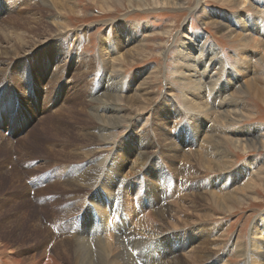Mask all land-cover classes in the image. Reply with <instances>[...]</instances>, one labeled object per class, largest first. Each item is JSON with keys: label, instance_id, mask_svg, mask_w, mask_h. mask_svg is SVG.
I'll list each match as a JSON object with an SVG mask.
<instances>
[{"label": "rangeland", "instance_id": "rangeland-1", "mask_svg": "<svg viewBox=\"0 0 264 264\" xmlns=\"http://www.w3.org/2000/svg\"><path fill=\"white\" fill-rule=\"evenodd\" d=\"M62 1V8L58 7L55 10L39 0H0V31L3 32L0 36V103L6 105L7 112L4 118L7 117L8 122L10 121L8 124L12 122V126L15 127L13 129L15 132L12 130L11 134L10 131H5V125L0 127V133L7 138L6 140L0 135V264L4 263L5 254L9 251L21 260L25 257L33 260L41 252L45 243L47 244L46 239L50 242L48 253L66 264L67 259L60 248L62 240L68 238L77 228H88L90 234L99 235L101 227L109 226L115 213H117L116 216L119 215L116 220L119 232L125 231V234H129V229L125 230V228L129 226L138 229L142 221L151 223L148 225L151 229L163 230L164 234L154 240L146 237L143 242H139L137 239L132 241L122 238L125 260L132 264H151L152 259L173 256L182 258L184 264H196L189 256L200 244H204L213 251V257L209 260L215 262L214 264L224 263L225 260L227 264H241V258L232 244L240 242L243 247H248L252 223L264 216V178L259 179L260 176L257 177V182H254L256 184L248 186L241 205L234 204L235 207L230 211L221 209L215 204L207 195L208 192L205 193L208 199L197 200L196 203V189L192 186L196 184V175L199 176V184L206 189L209 180H212L218 171L205 170L196 161L192 164L193 167L191 164L189 167L186 165V171L180 175L173 171L170 159H167L158 148H153L158 155H154L145 162L142 174L124 169V183L118 188L116 185L113 187L114 191L120 190L117 191L118 201L114 205L105 203L103 191L100 193L103 194L102 197H99L100 194L97 198L91 197L92 192L98 193L103 186V178L108 182L111 174L102 173V177L91 188L88 184L81 185L69 180L83 173L85 168L87 169L88 158H85L87 150L97 144L101 145L96 138L91 140L87 137V132L93 125L89 115V104L98 100L110 102L111 96L118 90V85L111 84L109 90L102 93H97L99 91L97 90V94L92 95L94 97L89 96V92L94 90L100 81L103 83L101 79L103 67L99 58L100 37L108 28L111 34L117 30L114 28L116 22L107 24L105 21L120 19L123 16L124 26L132 30L131 34L135 40L132 43L138 42L144 45L142 56L134 53L133 56L137 59L133 60V63L121 60L117 61L116 65L122 68L121 81L124 85H131V90L126 92L123 89V93H131L143 80L151 85V93H148L151 98L145 104L144 111L137 114L135 119L138 120L136 123L138 131L140 129L144 132L148 131L152 134L149 133L152 138L155 136L157 139V131L152 125L153 111L157 106H161L165 91H168L165 88L170 87L168 82L175 84L171 76L176 46L182 36L179 33L181 29L184 32L202 36L196 46L198 47L200 43L205 44L202 50L209 56L204 62L205 65L213 64L214 51L211 52L208 46H214L224 59L227 74L225 78L229 84V90L237 94L229 77L232 69H240L236 56L237 37L229 38L226 35L227 32L221 30L215 20L227 18L226 20L234 25V20H237L236 15L239 13L238 7L219 0H200L196 7H188L194 5V0H186L185 5L190 8L189 10L155 5L130 7L126 5L125 0L119 2L107 0L109 3H103L101 0ZM120 2L125 5L121 6ZM105 3L111 4V7ZM51 14L53 16L56 14L55 20L62 21L63 24L60 27L52 21ZM247 14L251 18V23L245 26L247 32L255 33L252 29L255 22L253 18H257V22L264 29L263 15H256L251 8H248ZM135 24L136 27L130 26ZM8 25L19 26V29L22 28L21 30H25L26 33L28 31L27 34L25 33V40H29L28 42L37 40L36 45L41 41L48 42L44 43V48H38L29 55L17 54L7 58L8 55L5 56L2 49L5 50L8 47L9 54H12L11 51L18 50L14 48L21 49L18 45L20 42L14 39L15 35L8 34L7 29L4 31V27ZM84 27L87 28L86 31H79ZM144 29L147 31H143ZM57 33L58 35H55ZM120 33H122L121 30ZM53 37H55L54 41L50 40ZM42 64L46 67L42 68ZM136 71L140 74H136ZM261 81L260 85L264 90V80ZM171 88L173 90L167 93L172 95L175 90V94L173 92L175 101L181 106L183 99L180 97V89L176 85ZM13 94H17L23 102L28 104V107L30 106L23 111L20 118L13 117L11 108ZM30 97H35L37 103L29 105ZM210 97H214V92ZM248 98H250L249 101L246 99L245 101L253 109V114L241 120L239 125L253 124V126L264 127V100L261 102L253 96ZM36 104L37 107H35ZM67 108L70 110L66 113ZM182 108L183 111L186 110V107L181 106ZM171 120V125L176 122L174 119ZM180 124L184 128L180 132L181 137L185 138L187 135L191 137L194 129L191 123H177L178 126ZM127 125L128 122H124L121 126L114 128L111 134V138L115 139L119 146L123 145L121 149L124 151L129 149V145L123 142L128 136ZM225 145L234 156L236 161L234 165H238L231 173L236 174L237 171H241L245 174L240 168L241 164L252 156L258 159L260 168L264 172V148L242 152L228 144ZM193 147L190 150L194 151ZM15 170L19 172V176L11 184L10 173ZM235 174L228 175L227 186L232 184ZM249 177L245 176L240 184L251 181ZM146 180L155 181L165 189L161 197L165 200L166 207L169 206L166 217L162 219L157 217L156 207L150 202ZM76 184L79 185L76 186ZM240 184L235 183L230 190L240 191ZM23 209L27 213L25 218L14 220L13 217L18 215L16 213ZM31 217L39 218L45 231L48 232L46 238L36 234L37 230L35 231L31 225ZM163 221L164 224L161 223ZM84 222L87 226L83 225ZM158 222L162 224V227ZM165 230L170 231L164 232ZM171 237L175 239L172 238L173 254L170 253L166 241ZM40 238L43 240L41 241ZM94 242L92 241L91 245L96 250ZM4 246L6 248H3ZM4 250L5 253L2 252ZM167 253L168 256H166Z\"/></svg>", "mask_w": 264, "mask_h": 264}, {"label": "bare ground", "instance_id": "bare-ground-1", "mask_svg": "<svg viewBox=\"0 0 264 264\" xmlns=\"http://www.w3.org/2000/svg\"><path fill=\"white\" fill-rule=\"evenodd\" d=\"M39 1L55 10L63 5L62 0ZM114 1L119 2L124 0ZM199 1L200 0H194V5L188 7H196V4H198ZM219 1H226L230 4H234L236 7H238L237 11L239 12L236 15L237 20H234V25H232V23L230 24L229 21H227V18V20L223 17L218 19L216 18L215 20V22L218 23V27L221 30H225L227 32L226 35L229 38H234V36L237 37L238 50L236 56L237 62H239L240 65V69H232L229 73L232 87H235L234 89L237 94L235 95V93H231L229 90L230 87L228 86L229 84L227 83V80L225 78L227 74L224 59H222L214 46H208L209 49H211V52L214 51V55H212L215 56V59L212 60L213 64L205 65L204 62L208 60L209 57L207 53L202 50L205 44L203 45V43H200L198 47L196 46V43H198L197 41L200 40L202 36H199V34H190L188 31L184 32L181 29L179 33L182 36L180 37L176 46L171 76V80H173L175 84H172V82H168L170 87L165 88V90L168 91H165V95L163 96L161 101V106H157V108L154 109L155 111H153L154 115L152 125H154L157 131V139L155 138V136L152 138V134L149 132L151 134L150 135L148 131L144 132L143 129H140L138 131L136 126L138 120H136L137 118L135 119L137 114L144 111L145 104L151 98L148 95V93H151V85L147 83L146 80H143L138 84L136 88L132 87L134 88V91H132L131 93H123L124 91H130L131 85H124V83L121 81L122 75L120 70L122 68L120 69V67L116 65V62L121 60L128 62L132 61L131 63H133V60L135 61L137 59L133 55L136 54L137 56H142L144 45L138 43L137 41L136 44L132 43L134 40L131 34L132 30L124 26L123 16L120 19H108L105 21V23L107 24L116 22L117 24L114 28H117V30H115L114 33L111 34L108 28V31L106 30L105 32H103L102 37H100L99 58L100 63L103 67L101 70V79H103V83H101L100 81V83L97 84L94 90L92 89V91L89 92L90 95H88L94 97L92 96L93 93L97 94L107 91L109 90L111 84L118 85V90H116V93L111 96L110 102H102V100H98L97 102L95 101L91 104L88 103V109L90 113L89 115H91L93 125L88 130L87 137H90L91 140H94L96 138L101 142V145L97 144L96 146L89 148L86 152V155L82 152L85 156H87L85 158H88L87 169L85 168V171L83 173L77 175L78 177H68L70 181L81 183V185L88 184L91 188L96 184L98 179L102 177V173L106 172V174H111V178L109 177L110 179L107 180L108 182H106V179L103 178V186L100 188L98 193L96 191L92 192V198H97L103 191L105 195L103 197L105 203L110 205L116 204L119 196L117 191L120 190L114 191L113 187L114 185H116L118 188L124 183V169L126 168L131 170L132 172H139L140 174H142L141 171L145 166V162H147L148 159L152 158L154 155H158L155 152L156 149L154 150L153 148H158V150H161L163 152L162 154L167 159H170V162L173 165L171 167L173 168V171L180 175L186 171V165H188L189 167V165L191 164L192 166V164L196 161L205 170L218 171V174L215 175L212 180H209V185L206 189L199 184V176L196 175V184L192 185L196 189V203L197 200L208 199L207 197L210 196V199H212L215 204H217L221 209H227L226 211H230L235 207L234 204L241 205L242 201H244V193L248 189V186L251 187L253 184H256L254 182H257L258 176H260L259 179L264 178V172L262 168H260L261 165H259L258 159L252 156L246 159L241 164L242 167L240 168L244 170L245 174H242L241 171H237L236 174L234 172L236 176H234L232 184L227 186L226 183L228 182L226 180H228V175L233 176L234 174L231 172L238 165H234L236 162L234 156L231 152L228 151L229 149L225 145L228 144L233 149L240 150L242 152H247L250 149L264 148V127H260L259 125L253 126V124H244L242 126L239 125L241 120L253 114V109L250 108V105L246 104L245 99L248 100L250 99L248 98V96H253L256 99L261 100V102H263L264 100V90L260 85V83L262 82L261 80H264V34L262 33L264 32V29H262V25L257 22V18H253L255 22H253L252 25V29L255 31V33L247 32V30L245 29L246 24L251 23V18L247 14L248 8L254 9V13L256 15L264 16V0ZM101 2L109 3L107 0H101ZM125 2L127 3V6L138 8H140V6L142 5H155L162 7L167 6L180 10L188 8L185 5L187 4L185 3L186 0H125ZM106 5L108 7H111V4ZM120 5L123 6L125 4L120 2ZM189 9L190 8H188V10ZM55 15L53 16L51 14L50 17L52 16V21L55 22L57 27H60V25L63 23L62 21L55 20ZM130 26L136 27L137 25L135 24ZM182 27L184 28V24L182 25ZM8 28L11 29L8 30ZM18 29L19 26L16 27L8 25V27H4V31H8V34L13 33V35H15L14 39L18 40L16 42H20L18 45L21 48H14L18 50L15 52L11 51L12 54H9L10 51L8 47L5 48V50L2 49V51H4L2 53L5 56L8 55L7 58L12 57L13 55L17 56V54L29 55L31 52L37 50L38 48H44V43L48 42L41 41L38 45H36L35 42L37 40L28 42L29 40H25V35L28 33V31L26 33L24 32L25 30H21L22 28L19 30ZM82 30L86 31L87 28L84 27L79 29V31ZM120 30L122 33H120ZM143 31L146 32L147 29H144ZM2 33L3 32L0 31V36ZM55 35H58V33ZM55 37L51 38L50 40L54 41ZM43 67L44 65L42 64V68ZM1 71L3 72V70ZM136 74L139 75L140 73L136 71ZM175 85L180 89V97H182L183 99V104H181V106L186 107L185 111H183V108L181 109L180 103L175 101V90L173 91L174 94L172 92V95L171 93H167L169 92V90H173V88L171 87H175ZM97 90L99 91L97 92ZM213 92L214 97L211 98L210 96ZM12 97L11 108L14 115L13 117L20 118L23 111L25 109H29L30 106L28 107V104L23 102L17 94H13ZM256 99L254 100L255 102ZM30 100L31 104L29 105H32V103L36 102L35 97H30ZM35 107H37V104ZM69 110L70 109L67 108L65 112L67 113V111L69 112ZM6 112V105L0 103V127L5 125V131H10L9 133L11 134L12 130L15 129V127L12 126V122L10 123V125L8 124L10 121L8 122L7 117L4 118ZM171 119L176 120V122H174L172 125ZM124 122H128V125L126 126L128 136L123 141L124 144L129 145L128 151H124L123 149H121V146L123 145L119 146L115 139L113 140V138H111L112 130L116 127L121 126ZM182 122H189L193 126L194 129H191L192 133L190 135L192 138L188 137V135L185 138L181 137L180 132H182L184 128H182L181 124L180 126H178L177 123ZM208 124L209 126H207ZM0 135H2V137L7 140V138H5L3 134L0 133ZM187 145L189 147L194 146V151H192V149L190 150L191 147L189 148ZM178 161H180L181 163ZM10 175V181L11 184H13L12 182H14L18 178L19 172L15 170L13 173H10ZM245 176H250L249 178H251V181H243L244 183L240 184V182L244 180L243 178ZM146 183L149 190L148 197L150 198V202L153 204V206L156 207V212L158 215L157 217L161 219L166 217L165 214L169 205L167 204L168 206L166 207L165 200H163V198L161 197V195L163 196V194L165 193L164 187H162L160 184H156L155 181L152 180H146ZM235 183L240 184V191L230 190ZM78 185L76 184V186ZM206 192H208V196L206 195L205 197ZM83 194L85 193L83 192ZM102 195L100 194L99 197H102ZM23 201L28 202L26 199H23ZM16 214L18 215H15L13 219L20 220L21 218H25L27 213H25L23 209ZM116 215L117 213H115V216L111 218L109 226L101 227V231H99L98 233L99 235L90 234L88 228H77L74 233H71L68 238H65L67 240H62L60 248L64 254L65 259H67L66 264H132L130 261L125 260L123 253V237L125 238L124 240L131 239L133 241V239H137L139 242H143L146 237L154 240L164 234L162 232L163 230L160 229L159 231V228L157 230L149 228L148 225H151V223H146L144 221L139 223L138 229L129 226L128 228H125V230L129 229V234H125V231L119 232L116 222V220H118L119 218V215ZM261 219L255 220L251 225L248 247H243L240 242H234L232 244V247L236 249L235 252L241 258V264H264V216L261 217ZM161 223L164 224V221ZM31 225L33 226L35 231L37 230L36 234H38L39 237L46 238L48 236V232L45 231L46 229L42 226L39 218H32ZM83 225L87 226V223L84 222ZM169 231L170 230H165L164 232ZM196 234H198L197 231ZM200 237H202V235ZM172 238L173 237L168 238L166 241L169 245L170 253L173 254L174 244H172ZM45 241H47V244L45 243V246L41 248V252L36 257L34 255L35 258H33V260L32 258L26 259V257L21 260L16 256V254H13V252L9 251L5 254L6 258H3V264H22L25 263L24 261H26L28 264H65L61 261H58L56 257H53L48 253V244L50 242H48V239H46ZM92 241H95L94 243H96V250L91 245ZM206 246L208 245L206 244ZM3 248L6 247L4 246ZM193 251V254H190L189 257L196 264L215 263L213 261L210 262L209 260L211 257H213V251H211L210 248L205 247L204 244L196 246V249ZM2 252L5 253V250ZM166 256H168V253ZM45 258H47V260H44ZM223 262L224 263L221 264H227L226 260ZM150 263L184 264L185 262L182 258L173 256L170 258L167 257L152 259Z\"/></svg>", "mask_w": 264, "mask_h": 264}]
</instances>
